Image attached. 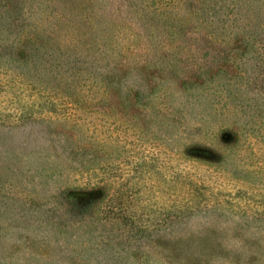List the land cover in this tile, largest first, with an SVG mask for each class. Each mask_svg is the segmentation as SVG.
Instances as JSON below:
<instances>
[{
  "label": "rangeland",
  "instance_id": "374dc122",
  "mask_svg": "<svg viewBox=\"0 0 264 264\" xmlns=\"http://www.w3.org/2000/svg\"><path fill=\"white\" fill-rule=\"evenodd\" d=\"M0 264H264V0H0Z\"/></svg>",
  "mask_w": 264,
  "mask_h": 264
},
{
  "label": "trees",
  "instance_id": "16d2710c",
  "mask_svg": "<svg viewBox=\"0 0 264 264\" xmlns=\"http://www.w3.org/2000/svg\"><path fill=\"white\" fill-rule=\"evenodd\" d=\"M8 3H10V0H7ZM6 5H3L1 7H4ZM13 12V11H12ZM16 14H14V12L10 15V17H14L13 21H11V23L9 24L10 26L13 24V22L15 21V19L17 17H15ZM263 73V71H262ZM206 151H209V149L205 148ZM134 179V176L132 175H127L126 178V183L129 185V191L131 193L126 194V192L124 190L118 189L119 193L116 192V195L114 198L111 199V211L112 213H114L116 216L114 217L115 219H122L125 223V225L130 226V231L132 234H128V236L133 237L135 239L136 243H141V239L144 238L147 235H150V233H152L155 230H151L150 227L144 226L141 223H138L136 220V216L135 214H130L128 211V206L125 204V200L131 199L133 196L136 199H144L143 195L140 193L139 190H136L135 188H133V184H131L132 180ZM136 180H138L136 178ZM137 182V181H136ZM133 188V189H132ZM93 200L90 199L88 200L87 203H85L86 207L89 206V202H91ZM85 208V207H84ZM171 212H168V215L166 214L163 219H160V221H158V223H160L161 221L163 222H168V220L171 217ZM130 239V238H129ZM132 239H130L131 241ZM138 241V242H137Z\"/></svg>",
  "mask_w": 264,
  "mask_h": 264
}]
</instances>
